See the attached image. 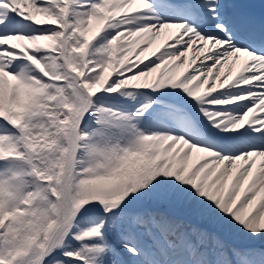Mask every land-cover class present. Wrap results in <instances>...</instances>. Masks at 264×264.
Here are the masks:
<instances>
[{
  "label": "bare ground",
  "instance_id": "bare-ground-1",
  "mask_svg": "<svg viewBox=\"0 0 264 264\" xmlns=\"http://www.w3.org/2000/svg\"><path fill=\"white\" fill-rule=\"evenodd\" d=\"M81 2H83V5H81ZM107 3H110L109 12L111 19L105 24L103 22L107 15L106 12H104L103 2L99 1L96 3H87L86 0H72L70 6V15L68 21L70 22V16L72 14L78 15L80 17V29H82V32L84 33L85 38L88 39V41L93 42V39L98 36L99 31L102 29L103 39L99 40L102 43V46L98 51L100 55H96L93 57L91 53L88 54L89 58H94V61L91 62V64L93 65L92 71H90L89 73L86 72L87 82L88 84L92 85V91L96 90V79L95 77H93L98 71L96 69L104 65L105 67L109 68L105 71L106 73H108L112 68H114L113 61L117 65V61H119L123 57L122 60L124 62V67L121 69V71L123 72L124 70H129L132 66V69L137 67V69H143L142 71L148 70L149 72H147V74H151L152 81H154L155 83L154 86H156L155 91L159 93V96L161 98L166 96L177 99L185 98V103L188 105L190 104V102H194L196 94L200 90L205 89L209 81L213 80V75H210L208 72H206V68L209 66H207V62L211 58L217 57L222 52V50L212 48L208 49V51L206 52V48H202L201 45H198V41H200V39H195L192 44L193 49L190 54L189 51H187V46L183 44L184 41L177 42V45L173 48H163L160 53H152L157 47L162 44L164 40L168 39L171 36V34L175 31L180 23H162V19H160L159 14L157 13L153 14L150 19L138 18L132 23H128L127 19L129 18L125 16L121 17V14H123V12L125 11H128L134 6L140 7L141 4H144L143 0H107ZM157 25H159V28H156ZM185 30H187V28L184 29V31ZM191 38L192 37H187L185 38V41L190 42ZM4 39L8 38L6 37ZM100 42H95L94 45L99 44ZM85 43H87V40H85ZM110 47L111 50L109 51ZM150 53H152L151 57L143 61L142 59L148 56ZM199 54L202 55L193 66L194 68L191 70L192 72H189L184 76L181 75L182 70H185ZM155 59H157V62H155ZM258 60H260V58L258 57H250L248 59L250 63ZM179 64H181V67L178 66ZM32 69L33 68L28 62H23L21 60H6L0 57V101L6 103L9 101V98L12 97V95H10V92L11 90L13 91V86L10 87V84L8 82L9 78H12L17 70H19L18 73L24 74L23 71L31 72ZM2 70H4V74ZM179 70L180 72L177 75L175 74V76L173 77V74L178 72ZM149 90H151V88ZM151 95V93H147V97H151ZM98 99V94L91 96V102L87 110L85 121L80 126L77 132V145L75 148L74 158L68 173L67 185H69L70 187L74 183L73 170L76 173L83 171L82 158L84 156V151L86 150L87 142L85 130L90 122L89 117L92 116L93 112L95 111ZM143 101L144 106L152 107L151 105L153 102L150 99H142V104ZM162 101L166 102V100L164 99H162ZM237 107H240V105H236V108ZM231 109L233 108L228 109L227 112H230ZM154 129H156L155 126ZM155 134H160V132L156 131ZM112 137L115 138L116 136L113 135ZM162 142L163 141L160 142L161 148L163 146ZM171 152L172 148L169 146L163 149L162 154H164L167 158V156L170 155ZM259 152L260 150L246 153L248 159H250V163L242 169L243 172L241 171L239 173L235 184L231 186L230 190L229 184L227 185L229 178L228 170L230 169V167L223 164V167L220 169L221 166L219 167L215 165L213 161L216 157L214 156L221 153L213 148H210L209 146L202 145L201 152L192 154L190 156V161L187 162L188 165L185 167H179L178 172H174V174L160 173L161 170L159 167L161 166L158 163L159 158L152 160V169L157 173L160 179L165 178L169 184L177 183V188L175 189L174 196H188L184 200V204L188 207L193 206L207 211V209L212 204L220 202V210H224V212L227 210H231L236 214V216L239 217V220L242 221L243 226L248 228L251 235L263 237L264 155L259 154ZM225 155L229 157V154ZM174 157H176V153L168 156L165 164H167ZM180 157L182 159H178L179 162H182L181 160H186V157L184 155ZM242 161L243 159L239 162ZM260 161L263 163V165H258ZM227 163L228 161L226 160L225 164ZM234 164L235 163H232L231 166H233ZM110 165L114 166L113 168H116L112 170L109 167ZM101 168H105L106 170H108L111 175H116L118 179V182H113L110 178L106 180H97L95 191L99 196L96 195L94 197H97L98 201L104 202L107 197L104 196L105 193L114 190L117 184L119 190H121L124 188V185L126 183L127 170L122 150H117L112 158L110 157L109 160L105 163H102V165L99 164L98 169ZM96 173L97 172H95L94 174ZM98 175L99 174H97L96 177H98ZM247 176H252V180L249 181ZM244 185L253 186L254 190L252 189L250 195H246L240 202H238V200L234 199L237 194L242 193L245 190ZM65 199L67 204L66 215L68 222L70 220L76 221L77 227L80 228V230L77 231L76 234H79L81 237H89L93 232L97 231L98 229L102 230L105 227V221L108 218L107 210L98 213H90L87 209H85L77 214H73L71 211V197L68 194V190H66ZM93 203L94 202H91L90 205H92ZM19 204H24V202L21 201ZM83 206H86V202ZM251 209H255L254 213L249 219H246L248 217L247 212H249V210ZM214 212L215 210L211 211L209 217L206 219L204 218L205 221H201V223L205 224L207 220H210L215 214ZM5 213V210L0 213V219H4L6 217L4 216ZM14 218L15 217H11L13 221H15ZM175 225V222H171L170 224H168L163 221L161 223V231L159 233L169 237L173 234L172 231ZM191 227L192 229H198L199 225L192 223ZM58 230H61V228L58 227ZM52 237L53 235L51 236V238ZM54 240L56 242L57 238L54 237ZM57 249H59V247L55 245L54 250ZM227 251L228 253L230 252L228 249ZM207 260H209V257L206 258V261ZM103 264L115 263L112 261H107Z\"/></svg>",
  "mask_w": 264,
  "mask_h": 264
},
{
  "label": "rangeland",
  "instance_id": "rangeland-1",
  "mask_svg": "<svg viewBox=\"0 0 264 264\" xmlns=\"http://www.w3.org/2000/svg\"><path fill=\"white\" fill-rule=\"evenodd\" d=\"M57 87L58 91L61 92V88L59 86ZM63 92L69 94V91L66 89H64ZM25 94L27 95L26 92ZM31 94L33 96L32 98H34L33 102L24 105V102L30 100L25 99L23 101V99H21L23 104L14 114L8 107L3 110L2 107H0V113L4 115L3 121H0V134L2 135L0 138V156H4L5 154H15L14 158L3 159L0 162V170L3 173V175L0 174V195L6 196L8 202L16 201L17 197H12V195L10 197L7 196L5 194V189L13 191L16 195L19 194V189L22 185V178L28 174H31L32 181L36 186V188H34L35 192H33V195L31 196V203L28 205L24 217H21L20 220L21 240L19 244L15 242L16 239L7 236L6 233H2L3 235L0 237V257L6 261V264H35L40 257L43 248L48 244L49 239L46 235L52 232L57 226V223L62 219L64 209L61 194H63L65 175L72 156L74 128L83 115L84 110L83 105H80V97L71 91L70 95H63L61 92L62 95L57 94L55 96V94L52 93L46 101H40L45 95L38 90L33 89ZM64 96L71 98V101L69 102ZM68 103L71 105L67 106ZM48 105L52 107H49ZM68 107L69 109H67ZM58 114L68 117L67 121L61 122L60 120H55L53 123L51 120L52 115L57 116ZM35 115H39V117ZM60 118L63 119L61 116ZM13 122L21 128L20 134L18 135V133H16V141L18 140V143L9 142L4 137L7 135L5 132H9L7 130L8 127L3 126L4 123ZM24 123H26V127H24ZM33 123L37 126L46 124L48 129H56L59 131L56 132L54 130L57 134H62L64 136L58 137L55 141H42L38 137H34L30 142L23 140L22 135L24 133L28 134L30 131H33V133L40 131L39 129L31 127ZM119 128L120 134L123 136L126 135V122L120 124ZM132 135L133 133L130 129L128 134V143L130 147H133L131 141ZM145 146H147V144H145ZM27 147L32 149H27ZM135 148L136 146L129 151V162L131 161V157H135L139 152L138 149L134 152ZM142 150L146 154V150L148 149ZM143 157L144 155H140V162L143 168L141 169V172H139V176L144 175L142 177V188L140 190L144 193L150 192L157 194V198L165 200L164 204H166L167 207H172L176 211L185 215L189 214L187 209L191 208L184 207L181 198L177 199L176 197H173L174 194H172L171 189L174 187L165 185L167 183L166 179H160L157 173L152 169V160L157 157H155L151 151L149 152L148 158ZM178 163V159H173L167 166L160 164L161 167L159 168L161 171H159L160 173L167 172L174 174V172L177 171L175 169ZM17 179L19 181L21 180L19 185L16 183ZM136 188L135 182L133 183L132 181L128 184V187L121 192H108L107 200H105L104 203H97L96 206H92V208L93 210L102 209L110 204L112 209L117 211L122 210L125 203L133 201L143 202L142 197L138 195ZM93 196H96V194H93L92 197ZM160 206L161 208L158 210L162 209L160 214L162 220L176 218V216H168L163 212V204ZM150 208L152 207L141 206L137 209L149 210ZM155 209L156 208H154V210L151 209L152 211L149 210V213L154 217L157 216L156 214H153V212H156ZM72 210L73 212L82 210V206L78 205L77 208ZM118 212L122 213V211ZM157 212L159 215L160 211ZM117 216L119 217L118 220H121L123 214ZM123 217L125 218V216ZM159 220L160 216L158 217V221ZM72 233L73 227L71 223L66 235L58 244L64 245V243H67L66 241L70 242V240L67 239V236H71ZM98 240L99 239H95L94 242ZM100 242L95 245L84 247L78 246L77 243L74 245H77L76 248L80 250L81 253L83 250H88V252L91 253L90 256L93 257L96 249L102 247ZM19 249H21L20 253ZM8 253H10V256H8ZM52 258L53 256L47 264H81L79 260L66 255H58V257L55 256L53 259Z\"/></svg>",
  "mask_w": 264,
  "mask_h": 264
}]
</instances>
